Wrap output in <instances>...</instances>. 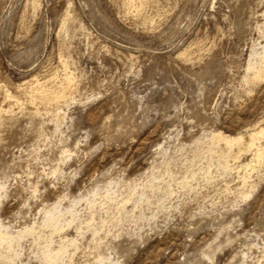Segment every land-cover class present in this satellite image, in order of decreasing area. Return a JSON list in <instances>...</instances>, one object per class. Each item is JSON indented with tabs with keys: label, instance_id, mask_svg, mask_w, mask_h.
I'll return each mask as SVG.
<instances>
[{
	"label": "rangeland",
	"instance_id": "obj_1",
	"mask_svg": "<svg viewBox=\"0 0 264 264\" xmlns=\"http://www.w3.org/2000/svg\"><path fill=\"white\" fill-rule=\"evenodd\" d=\"M260 128L264 0H0V264H264Z\"/></svg>",
	"mask_w": 264,
	"mask_h": 264
},
{
	"label": "bare ground",
	"instance_id": "obj_2",
	"mask_svg": "<svg viewBox=\"0 0 264 264\" xmlns=\"http://www.w3.org/2000/svg\"><path fill=\"white\" fill-rule=\"evenodd\" d=\"M135 4V3H134ZM140 7V6H139ZM36 81H34V83H35ZM69 84V83H68ZM67 84V85H68ZM65 85V84H64ZM34 86V85H33ZM46 86V85H45ZM65 87H67V86H65ZM65 87H63L64 89H65ZM42 88V87H41ZM40 88V89H41ZM37 89V88H36ZM42 90V89H41ZM43 90H45V89H43ZM46 90H47V88H46ZM37 91H38V89H37ZM48 91V90H47ZM68 91V90H67ZM66 91V92H67ZM42 92V91H41ZM50 92V91H49ZM38 93V92H37ZM48 93V92H47ZM54 93V92H53ZM42 95H43V93H41ZM40 93L39 94H37V95H41ZM51 95H53L52 93H51ZM47 97V96H46ZM50 97V96H49ZM53 97V96H52ZM52 97H50V98H52ZM56 96L54 95V98H55ZM35 98V97H34ZM41 98H44V96L43 97H41ZM49 98V99H50ZM63 98V97H62ZM53 101H54V99H53ZM34 102V101H33ZM48 102V101H47ZM49 103V102H48ZM253 133H251L250 134V137H251V140H252V142H251V144H250V146H254V144H255V140H257L258 138V136H260V135H262L263 133H264V128H260V130L259 131H252ZM217 136V135H216ZM261 137V136H260ZM216 139H217V137H216ZM219 139L220 140H224L229 146H233L235 143H239L241 140H242V136H238V137H227V136H223V135H221V134H219L218 135V140L217 141H219ZM260 139V138H259ZM228 146V147H229ZM261 147V146H260ZM263 147V146H262ZM250 148V147H249ZM230 149V148H229ZM256 149V148H255ZM259 148H257V150H258ZM258 152H259V150H258ZM255 153V152H254ZM257 153V152H256ZM255 153V154H256ZM263 153V152H262ZM254 154V155H255ZM256 157H259V156H261L262 157V154L261 153H258V154H256L255 155ZM260 158V157H259ZM256 161V160H255ZM260 161V160H259ZM258 161V162H259ZM251 163V162H250ZM249 164V163H248ZM249 165H251V164H249ZM252 167V166H251ZM247 168V167H246ZM244 182V181H243ZM245 183V182H244Z\"/></svg>",
	"mask_w": 264,
	"mask_h": 264
}]
</instances>
